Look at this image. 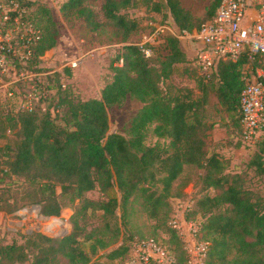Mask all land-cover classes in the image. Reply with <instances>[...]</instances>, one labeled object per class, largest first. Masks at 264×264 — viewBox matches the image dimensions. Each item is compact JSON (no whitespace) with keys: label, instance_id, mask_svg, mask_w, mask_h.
Segmentation results:
<instances>
[{"label":"trees","instance_id":"1","mask_svg":"<svg viewBox=\"0 0 264 264\" xmlns=\"http://www.w3.org/2000/svg\"><path fill=\"white\" fill-rule=\"evenodd\" d=\"M19 1L28 7L26 18L39 29L28 67L40 70L42 55L58 44L60 28L50 7L40 5L30 11V0ZM220 2L213 0L199 22L182 0L62 3L63 15L82 17L91 30L124 44L111 60L112 76L100 96L75 94L57 77L58 71L42 73L30 79L33 85L22 96L37 89L34 107L30 110L20 106L5 115L3 128L9 125L15 138L0 145V182L6 177L24 178L36 188L30 204H40L41 212L47 215H59L62 202H82L71 216L72 230L64 235L19 232L24 240L10 242L0 236V264H61L62 260L69 264H107L92 258L121 234L120 225L112 227L111 218L121 219L124 225L133 212L142 211L155 218L159 226L168 222L175 211L171 198L186 195V191L176 192L175 185L189 165L203 169L189 217L200 218V238L210 241L205 264H264V191L254 188L249 176L252 171V177L264 183V132L254 142L246 169L233 171L229 169V158L210 147L209 135L215 121L208 117L206 107L215 94L241 134L240 94L246 76L259 64L258 57L252 59L246 49L238 59H220L206 78L197 65L200 42L195 63L181 39L170 33L157 43L147 44L150 54L131 41L142 28L140 17L131 9L143 3L151 6L153 13H160L164 5L169 9L170 19L152 16L150 21L193 29L214 17ZM177 70L185 77L190 71L199 74V95L192 86L175 80ZM130 97L141 106L125 132L110 131V107L122 105ZM230 128L229 124V133ZM149 135L157 139L149 142ZM234 145L242 146L241 139ZM57 185L61 186L60 193ZM93 189L104 197L88 196ZM11 202L9 197L0 196V209L13 212L24 206L17 208ZM89 209L102 212L103 227L87 231L80 223ZM168 226L177 249L161 241L176 255V264H187L183 240L169 222ZM109 229L114 239L105 238ZM86 242H90L89 249ZM130 249L122 243L106 256L123 257Z\"/></svg>","mask_w":264,"mask_h":264},{"label":"rangeland","instance_id":"2","mask_svg":"<svg viewBox=\"0 0 264 264\" xmlns=\"http://www.w3.org/2000/svg\"><path fill=\"white\" fill-rule=\"evenodd\" d=\"M30 11L37 9L40 5L50 7L53 11L54 19L57 21L60 28V37L58 44L47 50L42 55V61L39 64L40 70H35L41 76L42 73H54L58 71L60 75L57 77L60 81L66 83L75 94L82 97L100 96L102 87L105 83L111 79V60L117 54L124 41L116 38L108 39L104 33H97L87 27L84 18L82 17H67L62 14L61 5L65 0H30ZM213 0H182L183 5L190 9L198 18L199 22L202 17L207 14V9L211 5ZM151 6L143 3L137 8L131 9V12L138 15L142 22V28L139 32L135 33L131 37V41L141 39V35L148 29L150 18L157 17L162 19L163 16L166 19H170L169 9L165 5L162 6L160 13H153ZM160 21V20H158ZM182 47L188 54V56L196 63L197 50L199 47V41L185 39L181 40ZM74 62H77L74 64ZM180 67L182 64H179ZM177 80L180 84L190 85L195 89L196 95L200 93L199 87V74L195 71H190L188 75L183 76L180 70H177ZM42 78H45L44 76ZM8 77L0 72V145H4L14 140L15 135L12 131L8 130V126H5V115L8 112H13L20 107V99L24 93L28 92V89L32 87V80H25L22 82L7 83ZM12 90L13 94L10 95L9 91ZM141 103L133 98H128L122 105L112 106L109 109L110 112V131L125 132L127 126L130 123L131 118L134 116ZM208 117L215 121L214 131L212 130L209 137V144L212 149H219L224 156L230 160L229 169L233 171H241L246 169V163L255 149L254 143H244L239 148H235L229 143L236 144L239 141L240 131L238 127H234L228 117V112L224 109L222 104L218 101L215 94L212 93L209 103L206 105ZM231 125L230 133L226 134L224 131L225 126ZM221 134H220V133ZM222 135L225 138L218 139ZM227 135V138H226ZM157 139L155 135H149L148 141L154 142ZM203 172L202 168L194 165L186 166L182 177L176 183L175 191L180 190L195 191L200 188V177ZM253 172L249 171L251 176V185L254 188L264 191V183L253 176ZM57 192H61V186L57 185ZM36 192L35 186L31 185L28 181L21 177H6L0 182V196L9 197L11 203L16 204L19 208L8 212L4 209H0V236L4 241H23L24 238L19 232H31L32 230L41 231L50 236H59L56 234L63 232L68 233L73 228L71 216L75 213L77 207L81 204L82 200L76 199L73 203L62 202V210L56 219H47L35 216L32 197ZM87 195L92 198L104 197L98 189H93L87 192ZM184 194L180 196H174L171 198L174 210L180 200L184 199ZM26 205H29L28 213L15 214V212L24 209ZM37 206V205H36ZM137 207V206H135ZM34 208V209H33ZM120 214V209L118 210ZM11 219V221H10ZM62 219L65 222V230L63 225L59 223L57 230L48 229V225L55 223ZM200 219V218H199ZM169 222V221H168ZM168 222L163 225H158L155 218L149 217L145 212L136 211L131 214L130 220L127 224H121V219L111 218V225L115 227L120 225L121 234L115 238L113 231L107 230L104 234L106 239L115 238L106 248L99 249L96 254L93 255L92 261H102L107 264H122L129 263L131 259V249L123 257L116 259H110L106 256V253L121 245L122 243L130 245L140 238L155 236L160 240H163L171 246H177L176 240L172 237L169 231ZM16 223V224H14ZM82 225L86 226L87 231L96 227H103L104 218L100 210L92 211L89 209V214L80 220ZM113 230V229H112ZM89 243H85L86 249H89ZM177 249V248H176ZM175 249V250H176ZM91 261V262H92ZM17 264H30V261ZM61 264H69L65 260L61 261Z\"/></svg>","mask_w":264,"mask_h":264},{"label":"built area","instance_id":"3","mask_svg":"<svg viewBox=\"0 0 264 264\" xmlns=\"http://www.w3.org/2000/svg\"><path fill=\"white\" fill-rule=\"evenodd\" d=\"M28 12V7L19 0H0V72L8 77L5 85L40 76L34 68L28 67L33 55V44L39 37V29L26 18ZM166 33L181 40H197L201 43L197 65L206 78L210 77L220 59H238L246 49L252 59L258 57L259 64L246 76L239 101L240 139L244 143H254L264 132V0H221L214 17L193 29L180 28L172 22L150 21L149 28L135 43L150 54L151 48L147 44L159 42ZM37 92L36 89L22 97L20 106L31 110ZM42 93L46 94V91ZM9 94L12 95L13 91L10 90ZM196 199V192L187 190L169 219V225L183 240L188 254L187 264H205L210 245L209 240L200 238L201 220L189 217ZM36 205L33 207L39 219L57 218V215L42 213L41 207ZM29 209L26 206L15 214L23 215ZM60 220L58 223L65 230V222ZM131 252V264H176L177 261L168 245L154 237L137 239L132 244Z\"/></svg>","mask_w":264,"mask_h":264},{"label":"crops","instance_id":"4","mask_svg":"<svg viewBox=\"0 0 264 264\" xmlns=\"http://www.w3.org/2000/svg\"><path fill=\"white\" fill-rule=\"evenodd\" d=\"M215 126H217V125H215ZM227 127L228 126H225V129H224V131L226 132V134H229V132L227 131ZM214 129L216 130V128L214 127L212 130L214 131ZM212 132V131H211ZM220 133V132H219ZM221 134V133H220ZM211 135V134H210ZM210 135H209V137H210ZM225 135H222L221 137H219L218 139H221V138H225L224 137ZM226 138H227V135H226ZM228 145H231V146H233V147H235V148H239V147H241V146H235L234 144L232 145V143H229ZM216 150H218V151H220L219 149H216ZM10 221H11V219H10Z\"/></svg>","mask_w":264,"mask_h":264},{"label":"bare ground","instance_id":"5","mask_svg":"<svg viewBox=\"0 0 264 264\" xmlns=\"http://www.w3.org/2000/svg\"><path fill=\"white\" fill-rule=\"evenodd\" d=\"M34 209V208H33ZM60 222V221H59ZM58 225H59V223H58V221L57 222H55V223H51L50 225H48V229H51V230H57V227H58Z\"/></svg>","mask_w":264,"mask_h":264},{"label":"water","instance_id":"6","mask_svg":"<svg viewBox=\"0 0 264 264\" xmlns=\"http://www.w3.org/2000/svg\"><path fill=\"white\" fill-rule=\"evenodd\" d=\"M37 207L38 208H40L41 207V205L40 204H37ZM65 234V233H64ZM64 234H59V235H64Z\"/></svg>","mask_w":264,"mask_h":264}]
</instances>
